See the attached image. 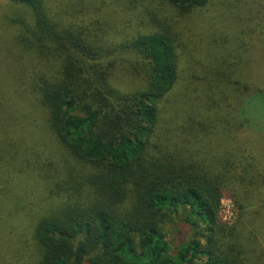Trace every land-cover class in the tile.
Masks as SVG:
<instances>
[{
	"label": "trees",
	"instance_id": "obj_1",
	"mask_svg": "<svg viewBox=\"0 0 264 264\" xmlns=\"http://www.w3.org/2000/svg\"><path fill=\"white\" fill-rule=\"evenodd\" d=\"M259 104L264 0H0V264H264Z\"/></svg>",
	"mask_w": 264,
	"mask_h": 264
},
{
	"label": "rangeland",
	"instance_id": "obj_2",
	"mask_svg": "<svg viewBox=\"0 0 264 264\" xmlns=\"http://www.w3.org/2000/svg\"><path fill=\"white\" fill-rule=\"evenodd\" d=\"M263 105L264 104L257 105V109H255V108L253 109L252 108V111L259 118L261 117V114H262V111L261 110H262ZM262 147H264V145H262ZM259 151L262 152L263 150L260 149ZM235 211H236V208H235L234 204L232 203V201L229 200V199H224L223 200V203H222V214H223L224 220H227V221L232 222L234 220V213H235Z\"/></svg>",
	"mask_w": 264,
	"mask_h": 264
}]
</instances>
